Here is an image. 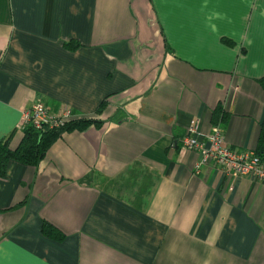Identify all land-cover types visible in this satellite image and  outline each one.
I'll return each instance as SVG.
<instances>
[{
  "label": "crops",
  "instance_id": "obj_1",
  "mask_svg": "<svg viewBox=\"0 0 264 264\" xmlns=\"http://www.w3.org/2000/svg\"><path fill=\"white\" fill-rule=\"evenodd\" d=\"M261 77L264 0H0V141L36 101L103 120L7 162L0 264H264V182L180 141L221 106L226 142L253 150Z\"/></svg>",
  "mask_w": 264,
  "mask_h": 264
},
{
  "label": "built area",
  "instance_id": "obj_2",
  "mask_svg": "<svg viewBox=\"0 0 264 264\" xmlns=\"http://www.w3.org/2000/svg\"><path fill=\"white\" fill-rule=\"evenodd\" d=\"M71 116L67 108L53 113L43 102L36 101L29 108L22 109L18 128L23 129L27 123L35 127L42 125L57 127ZM198 124V119L193 120L180 139L184 148L199 153L200 160L196 165L197 168L201 164L210 163L217 166L232 180L249 177L255 181L264 182V161L260 160L253 150H239L231 147L226 142L218 124L214 125L208 134L201 135Z\"/></svg>",
  "mask_w": 264,
  "mask_h": 264
},
{
  "label": "trees",
  "instance_id": "obj_3",
  "mask_svg": "<svg viewBox=\"0 0 264 264\" xmlns=\"http://www.w3.org/2000/svg\"><path fill=\"white\" fill-rule=\"evenodd\" d=\"M258 81L264 87V77L259 78ZM224 116L221 106H217L212 113L213 123H221ZM102 123L103 120H99L95 116L84 115H72L57 127H49L47 125L35 127L33 124L27 123L22 129V138L16 147L11 148L9 146L10 137L0 141V176L4 175L6 164L9 160L13 159L26 165L37 166L50 146L64 132L82 131L91 124L100 126ZM253 151L260 160L264 161V120L261 122L257 143ZM41 232L52 238H56L58 233L47 222L42 223Z\"/></svg>",
  "mask_w": 264,
  "mask_h": 264
}]
</instances>
